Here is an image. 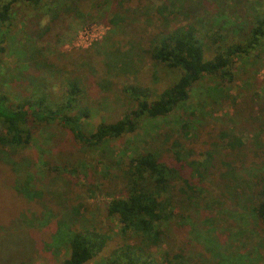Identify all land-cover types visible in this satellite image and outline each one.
<instances>
[{
    "label": "rangeland",
    "instance_id": "obj_1",
    "mask_svg": "<svg viewBox=\"0 0 264 264\" xmlns=\"http://www.w3.org/2000/svg\"><path fill=\"white\" fill-rule=\"evenodd\" d=\"M141 1L149 5L145 13L150 14V17L145 15L144 20H134L122 34H115V31L110 30L108 35V27L103 20L117 7L109 0H42L41 3L45 5L41 4L37 8H33L28 0L21 1L11 14L10 23L6 26L0 24V47L4 49L0 52V93L21 101L24 95L31 94L40 85L49 100L60 102L62 84L46 71L37 70L27 59L28 51L35 49H42L41 56L36 55L37 61L47 62L51 59L60 65L66 63L68 69L78 72L81 77L80 69L71 61L79 64L77 59L92 54L95 46L93 54L96 55L91 58L102 74L107 73L103 63L111 62L115 66L127 64L129 58H125L122 53L118 54L115 47L123 44L131 30H142L143 25L150 30L151 26L158 25V20L153 16L154 10L173 0ZM183 2L190 3V0ZM210 3L213 4L211 9H214L219 2L216 4L211 0ZM182 4L179 0L175 7ZM65 8H70V13L63 12L51 23L54 11L61 12ZM177 11L181 12L178 16L180 23L186 19L188 12ZM163 13H168V10L164 9ZM211 13L212 10L206 11L193 18L198 22L196 26L199 34H217L229 39V33L218 30L215 23L219 20ZM47 25L50 31L40 36V31ZM101 48H104L108 56ZM83 49H88L89 52H84ZM234 61L232 73L235 80L232 84L224 83L218 76H206L194 85L189 100L166 117L143 119L133 133L108 140L99 147L91 148L75 142L66 130L53 123L38 128L32 135L29 146L15 154L0 148V264H13L5 259L4 252L15 253L22 250L25 240L29 239L27 234L35 235L38 232L40 237L45 238L46 234L51 233L53 224L36 229L39 230L37 232L30 231L33 227L29 219L35 216L48 217L50 220L65 217L71 212L70 208L76 205L82 212L79 225L84 222L86 225H99L113 236L102 252L86 263L105 264V259L108 258L106 256L121 239L116 234V224L104 220L106 204L118 196V166L125 164L139 151L160 149L164 161L168 162L173 160L172 151L176 150L171 149V144L179 141L180 148L177 150L184 159L197 164L198 168V164L203 165L207 150L217 154L220 159L226 157L225 140L219 139V133L226 126L230 132L225 133L233 134L246 143V147L240 148V154L244 156L236 162L242 166L240 175L251 178L254 171H264V161L259 158L264 157V147L254 141L252 133L247 137V133L235 132L233 125L238 109L246 108L247 102L257 115L264 108V55L258 64L261 65L260 69L248 66L244 58H234ZM179 75V71L163 64L146 65L137 74L108 77L106 82L101 83L103 88L96 83L87 84L84 105L88 106L90 116L85 120L84 131L93 132L99 123L113 122L135 107L133 101L118 92L122 84L127 82L148 87L153 97H157ZM90 79L95 77L90 76ZM191 113H195L194 117L187 118ZM185 121L191 133L188 138L179 135L180 126ZM245 122L252 124L247 119ZM257 137L261 138L260 134ZM262 142L264 143V138ZM257 150L256 158L253 152ZM27 176L32 177L31 182L37 189L50 187L54 191L53 199L50 196L44 198V201L53 202L45 203L51 211L40 212L39 205L34 201L27 202L16 194L14 186ZM213 180L206 177L203 183L206 184L204 187L209 195H200L208 208L199 207V198L193 201L190 208H181L183 210L180 216L183 218L174 228L182 229L171 231L162 248L178 253L184 250L182 257L189 259L186 264H264V224L257 221L248 206L252 199L247 196L235 202L230 201L228 195L220 196ZM200 183L202 181H197L198 185ZM197 207L201 208L200 211H193ZM24 212H28L29 216L24 215ZM188 213H191L189 217ZM23 220H27L28 224H24ZM79 225L76 224L75 227L79 228ZM31 250L33 261L30 264H60L67 256L64 247H59V251L53 254L43 253L35 248Z\"/></svg>",
    "mask_w": 264,
    "mask_h": 264
},
{
    "label": "trees",
    "instance_id": "obj_2",
    "mask_svg": "<svg viewBox=\"0 0 264 264\" xmlns=\"http://www.w3.org/2000/svg\"><path fill=\"white\" fill-rule=\"evenodd\" d=\"M21 1L23 0H0L1 25L6 26L10 23L11 14ZM28 1L33 8L42 4V0ZM177 1L179 0L168 1L166 5L156 7L153 16L158 20V25L151 26L150 30L143 25L142 30L133 29L128 33L123 44L115 47L118 54L122 53L125 58H129L128 63H120L117 66L111 62L103 63L107 71L105 74L97 70L94 66L95 61L92 60L96 55L93 52L97 43L94 44L92 54L77 59L79 64L71 61L80 69L82 77L78 72L68 69L66 63L60 65L59 62L55 63L51 59L47 62L37 61V56H41V48L28 51L27 59L37 70L46 71L62 84L61 100L57 103L49 100L40 85L31 94L24 95L21 101L0 93V148L15 154L16 151L29 146L32 135L38 128L53 123L66 130L75 142L91 148L99 147L108 140L133 133L143 119L166 117L189 100L194 85L206 76H218L224 83L232 84L235 80L232 73L234 58L238 60L244 58L248 66L261 68L258 64L261 56L264 55V0H212L215 3L219 2L214 9H211L213 5L210 3L211 0H190L193 4L180 0L182 6L175 7ZM109 2L116 4L117 7L109 13L108 18L103 20L108 27L106 35L110 30L115 31V34H122L134 20L143 19L145 15L150 17V14L145 13L149 5L142 3L141 0H109ZM128 3L132 6L125 5ZM164 9L168 10V13H163ZM242 9L245 11H241ZM177 10L188 12L186 19L190 17L189 20L183 23L186 20L184 19L178 23L181 12ZM210 10H212L211 15L219 20L215 23L218 30L229 33V39L226 36L219 37L217 34H199L196 26L198 22L193 18ZM70 11V8H65L61 12L54 11L51 23L63 12L68 14ZM49 31L50 27L47 25L43 31H40V36L46 35ZM35 37L37 38V33ZM3 50L0 47V52ZM83 50L89 52L88 49ZM101 50L107 55L104 48ZM157 64L179 71L178 79L164 88L157 97H153L148 87L127 82L122 84L118 92L133 101L135 107L113 122L99 123L93 132L84 131L85 120L90 116L88 106L84 105L87 84L96 83L103 88L104 85L101 83L106 82L108 77H121L127 73L137 74L144 66ZM90 76L95 79L91 80ZM237 112L238 116H235L233 124L234 131L239 134L247 133V137L252 133L254 141L264 147L262 142L264 108L262 107L257 115L247 102V107L239 108ZM194 115L195 113H191L187 118ZM245 119L252 121V124H247ZM224 128L219 133V139H224L227 147L224 159L207 150L203 165L198 164L197 168V164L184 159L177 150L180 148L179 141H173L171 149L176 150L172 151L171 161L165 162L162 152L157 149L139 151L125 164L118 166L120 172L118 196L106 204L104 220L116 224L118 228L116 234H119L121 239L106 256L108 258L105 259V264L189 263L187 257L186 259L182 257L184 250L178 253L162 247L171 231L182 229V227L174 228L183 218L180 216L183 210L181 208H190L193 201L198 198L199 207L208 208V204H203L204 198L200 196L202 193L209 195L203 183L206 177L214 179L220 196L228 195L230 201L235 202L240 198L250 197L252 199L248 204L250 210L257 221L264 224V171H254L251 178L240 175L242 166L237 165L236 162L244 156L240 154V148L246 147V143L233 134L225 133L230 131L228 127ZM179 133L183 138L191 137L186 121L180 126ZM258 134L261 138L257 137ZM257 154L258 150L253 152L256 158ZM259 158L264 161L263 156ZM31 179L32 177L27 176L16 183L17 185L14 186L16 194L27 202L34 201L38 204L40 212L51 211L45 203L53 202L44 201V198L50 196L53 199L54 191L50 187L37 189ZM199 180L202 181L201 185L197 184ZM215 206L217 208V205ZM70 209L71 212H66L65 217L58 219L50 220L48 217L36 216L29 219L33 227L30 231L37 232L39 230L36 229H43L42 227L53 224L51 233L46 234L45 238L40 237L38 232L35 235L27 234L29 239L25 240L22 250L15 253L4 252L5 259L13 264H30L33 261L31 249L53 254L59 251V247H64L67 252V256L60 264H86L96 257L113 236L99 225H86V222L79 225L82 212L77 205ZM200 209L197 207L193 211ZM23 214L29 216L28 212ZM187 215L189 217L191 213ZM26 221L23 220V223L28 224ZM76 224L79 228L75 227ZM9 249L12 250L11 247Z\"/></svg>",
    "mask_w": 264,
    "mask_h": 264
}]
</instances>
